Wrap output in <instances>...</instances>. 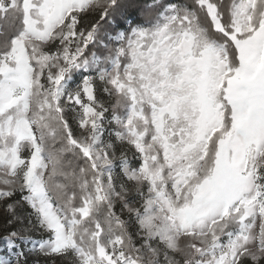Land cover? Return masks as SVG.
I'll use <instances>...</instances> for the list:
<instances>
[{"label":"snow or ice","instance_id":"snow-or-ice-1","mask_svg":"<svg viewBox=\"0 0 264 264\" xmlns=\"http://www.w3.org/2000/svg\"><path fill=\"white\" fill-rule=\"evenodd\" d=\"M0 264H264V0H0Z\"/></svg>","mask_w":264,"mask_h":264}]
</instances>
